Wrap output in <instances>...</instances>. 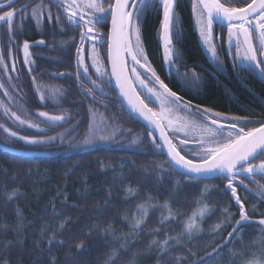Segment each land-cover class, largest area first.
Here are the masks:
<instances>
[{
	"label": "snow or ice",
	"instance_id": "1",
	"mask_svg": "<svg viewBox=\"0 0 264 264\" xmlns=\"http://www.w3.org/2000/svg\"><path fill=\"white\" fill-rule=\"evenodd\" d=\"M239 2L242 6H231V0L227 3L222 0H191L200 39L211 53L212 59L217 60L218 45L213 34L215 25L219 24L222 29L227 30V50L233 57L234 66L240 67L241 70L254 69L264 76V0ZM15 3L16 0H6V3L0 4V26H7L10 45L7 55L9 58L12 57V44L22 51V63L41 105L47 106L49 101L58 104V97L64 93L62 88H51L33 75L38 69L36 60L33 59L36 54L31 49L47 45L43 38L34 41L23 39L22 43L18 41L17 38L25 34L23 24L26 19H31L38 30L47 23L61 35H67L65 24L76 29L69 39L60 42L62 48H74V53L69 52L74 70L58 72L55 74L56 77L74 78L81 95L93 99L94 102L97 90L102 95H107L97 81L109 86L114 81L120 95L129 105L130 114H135V117L142 120L146 130L134 132L132 129H123L115 120L110 122L104 114L97 113L89 106L93 118L89 120L87 134L82 140L74 142L68 136L70 130L47 135L46 133L61 126L70 117L66 112L58 115L47 111L30 113L25 107L28 99L23 91V85L17 83L20 80L17 61L13 59L9 66L4 55L0 54V72L8 82L6 85L0 79V91L3 97L7 98V102L0 99V109L3 110L4 116L17 126L13 128L6 123H0L4 142L7 144L22 141L28 146H51L59 142L69 148H82L97 142H109L117 134L124 132L131 135L126 145L128 148L146 144L153 156L164 157L163 160L150 161V165L145 166V175L153 176L157 184L163 182L166 177L172 182V191L163 203H154L155 198L148 195L144 202L135 205V213L131 219L128 216L124 217L131 229L129 233L117 236L111 222L106 223L104 227L96 224L89 226L86 235L96 231L102 240H107L111 236V239L118 241L116 247L105 248V258L102 261L98 260L97 264H116L121 254L128 255L129 250L136 246L137 237L145 229L150 213L156 209L161 211L158 219L160 226L147 230L153 239L148 242L145 250L149 252L156 250L157 264H185L187 256L174 253L179 247H183L188 255L195 256L187 245L192 243L193 239H199L201 235L213 237L208 244L211 251L192 260L191 264H217V258L227 260L228 264H264V212L257 214V204H253L251 208L246 207L248 195L264 203V183L256 180L257 176L264 179V120H253L247 116H229L211 107L196 104L192 99H185L161 78L143 43L144 19L149 11L155 9L161 14L159 40L162 42L163 64L169 80L175 75L181 86L180 91H199L182 78L190 75L198 84L199 75L195 71L180 73L177 65V61L181 64L184 62L174 43L179 41L183 31L182 21L176 12L178 0H49L47 4L44 0L39 2L30 0L19 8L13 7ZM53 7L58 11L54 13ZM104 28L107 31H103ZM97 45L107 46L105 59H101ZM222 68L223 64L218 62L217 70ZM90 69L94 72H90ZM10 73H16L17 82H14ZM93 75L96 79L92 78ZM81 77H84L91 87L85 88ZM151 104H158L159 110L150 107ZM177 111L189 113L198 119L185 120L179 116L173 119V114ZM33 115L37 117L35 121L32 119ZM97 115L99 119L95 118ZM250 124L258 127H248ZM76 126L78 127V123ZM25 127L36 129L42 134L24 135L21 130ZM107 166L111 167L110 164ZM173 173H179V177L173 178ZM117 179L123 180L124 177L121 175ZM215 179H220L224 185L223 189H220L219 185L207 183L200 185L201 181ZM188 184L199 187L198 193L192 197L196 207L180 222L181 232L169 235L163 225L175 223L185 215L179 208H175V203L179 199L177 194L184 191L182 185ZM253 184L255 187H250ZM240 189L248 195L242 196ZM213 191L220 192L226 198L222 208L218 209L216 204L208 202ZM138 192V188L124 189L125 198L135 196ZM18 195L25 193L19 188L13 189L8 195V200H13ZM111 195L109 191V200ZM66 201L67 194L64 197V202ZM110 207L112 205L107 202L100 205L96 215L104 214ZM232 207H235L237 212H232ZM218 210L221 212V219L209 229L203 228L204 220ZM15 211L17 224L13 231L19 236L27 225L24 223L22 209L17 206ZM51 212L54 218L60 215L54 204ZM257 215L258 218L253 219ZM70 222L71 217H65L50 233L49 224L41 226L39 235L45 238L44 242L48 246L47 249H41L42 252L52 253L54 247H63L66 244L61 237ZM250 224L257 225L255 229L257 235L246 243L245 229ZM226 228H230L231 231L224 236L222 234ZM160 236L164 238L159 239ZM217 237L219 239H216ZM121 240L123 242L119 243ZM18 242L23 244V240ZM40 243L41 241H36L35 246L39 248ZM0 244L7 248L13 241H3ZM73 245L77 252L91 251L83 239L73 241L69 247ZM142 254L133 252L127 264H137ZM66 255L68 259L78 264V258L71 252ZM57 260L58 257L52 254L49 256L48 264H57ZM0 264H10V261L6 258L0 259Z\"/></svg>",
	"mask_w": 264,
	"mask_h": 264
},
{
	"label": "trees",
	"instance_id": "2",
	"mask_svg": "<svg viewBox=\"0 0 264 264\" xmlns=\"http://www.w3.org/2000/svg\"><path fill=\"white\" fill-rule=\"evenodd\" d=\"M222 2L227 3L228 0H222ZM231 6H242V3L239 0H231ZM176 12L182 21L183 31L179 41H174V43L176 51L184 61L183 64L177 61V65L181 73L195 71L200 80L197 84L190 75L186 78L182 77L188 85L198 88L199 91H180L181 86L176 78L171 84L173 90L180 92L187 99H192L194 103L211 107L218 112L247 116L253 120H264V80L260 74L254 69L241 70L240 67L234 66L233 57L225 51L220 55L221 59H217L214 64L208 62L210 58L204 48L199 45L197 34L194 31L191 0H178ZM160 19L161 14L153 9L149 11L143 22V43L153 56L157 54V50H160ZM66 30L67 35H62V39L58 41L69 39L71 31L67 28ZM6 34V31H0V54L4 55L5 62L9 66L13 59L17 61L20 80L15 81L16 73H10V75L13 76L14 82L23 85V91L28 99L25 107L33 114L36 111H47L57 115L66 112L70 117L67 122L46 133L47 135L60 133L68 128L67 126L75 127L78 123V127L74 130L81 131L85 136L89 120L93 118L89 112V106L98 113L104 114L110 122L115 120L118 125L123 123L125 125L123 129H132L134 132L146 130L145 126L127 110L121 115L118 111L107 109L96 99L94 102L93 99L82 96L74 78L56 77L55 74L58 72L74 70L73 63L69 59V52L74 53L75 50L74 48H62L60 42L38 49L44 51L34 58L38 71L33 75L51 88H62L64 93L63 96L58 97V104L49 101L47 106L41 105L33 92L30 77L24 70L17 46H11L12 57L9 58L7 55L9 45H6L7 42L1 43L2 39L7 38ZM100 52L101 59H105V45L101 46ZM218 62L223 64L220 70H217ZM50 73L52 75H49ZM0 79L7 85V78L2 72H0ZM97 83L102 86L101 81L98 80ZM102 88L105 89L106 84ZM104 91L114 92L111 86ZM96 92L99 93L98 90ZM0 99L7 102L2 91H0ZM75 108L83 115L80 120L73 116V111L77 112ZM14 110H16L15 106ZM95 118L99 119V116ZM32 119L35 121L37 117L33 115ZM0 123H6L13 128L17 127L8 117L4 116L2 109H0ZM21 131L24 135L42 134L36 129L27 127ZM3 136L4 133L0 130V242L13 241V244L7 248L0 244V259L6 258L10 264H48L49 256L52 254L58 257L57 264H77L76 261L67 258L66 254L69 252L78 258V264H97L98 260L102 261L105 258V248L116 247L118 241L111 239V236L107 240H102L96 231L86 235L90 225L96 224L104 227L106 223L111 222L117 236L127 234L131 229L127 226L124 217L128 216L131 219L132 214L135 213L136 204L144 202L148 195L155 198L154 203H163L172 191V182L169 178L166 177L163 182L157 184L153 176L145 175V166L150 165V161L163 160L164 157L153 156L146 144L128 148L126 145L131 135L124 132L117 134L109 142H97L82 148H69L59 142L51 146H28L22 141L6 144ZM109 164L111 167L107 166ZM148 170L150 171V168ZM121 175L124 179H117ZM178 177L179 173H173V178ZM262 180L261 178L260 181ZM204 183L219 185L220 189L224 187L220 179L201 181L200 185ZM128 187L138 188L139 192L135 196L125 198L124 189ZM16 188L21 189L25 195H18L13 200H8L9 193ZM182 188L184 191L177 194L179 199L175 203V208H179L185 215L175 223L163 225L169 235H174L180 228V222L196 207L192 202V197L198 193L199 187L195 184H188L182 185ZM109 191L112 194L110 200L108 199ZM65 194H67L66 202H64ZM241 195L248 194L241 193ZM225 200L226 198L218 191H213L208 198V202L216 204L218 209L225 205ZM106 202L112 207L108 208L104 214L97 216L98 207ZM52 204L60 213L56 218L52 216ZM253 204H257L259 210H264L263 205L248 195L246 207L250 208ZM17 206L22 209L24 223L27 225L19 236L13 231L17 224L15 211ZM231 211L235 213L237 209L232 207ZM160 215L159 209L150 213L145 229L136 239V246L129 250L128 255L121 254L116 264H127L133 252H142L139 258L149 254L155 255V249L151 252L145 250L148 242L153 239L147 230L160 226L158 224ZM65 217H71V222L67 224L61 237L66 244L63 247H54L52 253L42 252L41 249H47L48 246L44 242L45 238L39 235L41 226L45 223L49 224L50 233ZM220 219L221 212L218 210L210 218L204 220L203 228L209 229ZM255 225L246 226L244 236L246 243L256 237L257 225ZM4 229L7 231L5 232ZM228 231L231 229L226 228L222 235L226 236ZM158 238L163 239L164 237ZM80 239L88 243L91 251L81 253L76 251L74 245L69 247L70 243ZM212 239L210 235H201L199 239H193L187 248H190L195 256L188 255L183 247H179L174 254L187 256L185 264H191L192 260L203 257L206 252L211 251L208 244ZM19 240H23L22 245L18 242ZM36 241H41L39 248L35 246ZM122 242V240L119 241V243ZM239 247L237 242V248ZM157 259L156 256L155 260L148 263L143 261L142 264H157ZM226 262L228 261H219L217 258V264H226Z\"/></svg>",
	"mask_w": 264,
	"mask_h": 264
},
{
	"label": "flooded vegetation",
	"instance_id": "3",
	"mask_svg": "<svg viewBox=\"0 0 264 264\" xmlns=\"http://www.w3.org/2000/svg\"><path fill=\"white\" fill-rule=\"evenodd\" d=\"M29 2H30V0H16V3L13 5V7L19 8V7H21V5H23L25 3H29ZM37 2H39V0H37ZM4 3H6V0H0V4H4ZM44 3H46V4L49 3V0H44ZM56 11H58V10L55 7H53V12L55 13ZM192 15H193L194 25H195V17H194L193 11H192ZM61 19L62 20L64 19L63 16L61 17ZM17 23H19V18H17ZM64 26L67 29H70V31H71V34L70 35H72L73 32L77 31L76 29L69 28L66 24ZM109 26H110V24H109ZM6 28H7L6 25L0 26V31H6ZM105 29L106 28H104L102 30L104 31ZM23 31H24L25 34L24 35H21V36H19L17 38L20 43H22L23 39H30V40H33L34 41V40H38V39L43 38L46 41V45H55V44H57V42H61V41H58V40H61L62 39V35L59 33V31L57 29H55L53 27H50V26L47 25V23H45L38 30L35 27V25H34V23H33V21L31 19H26L25 20V22L23 24ZM105 31H107V30H105ZM194 31L197 34V38H198L199 45H201V39H200V36H199V32H198V30L196 28V25L194 27ZM213 35L215 37V42L218 45V49H217V51H218V57H217V59H221L220 58V55H222L223 51L228 52L227 45H226L227 44L226 43L227 30L226 29H222L221 26L219 24H217L214 27V34ZM6 42H7L6 45H9L8 35H7V38L6 39H2L1 40V43L2 44L6 43ZM11 46L12 47H15L16 45L15 44H12ZM44 47H46V46H36V47H33L31 49V51L33 53H35L36 55H38L39 53H42L44 51V50H38V49H43ZM97 47L100 50L101 45H97ZM105 47L107 48L106 45H105ZM201 47H202V45H201ZM145 48H146V51L148 53L149 59L153 62V66L157 69L158 74H160L161 75V78L162 79H165V82L166 83H169L170 84V87H172L171 86L172 81H174L176 79V76L173 75L170 78V80H169V77H168L167 72H166L165 65L163 64V48H162L161 42H160V50H157V54L155 56H153L152 53L150 54V52L148 51V49H147L146 46H145ZM17 52H18V54L20 56V59H21V62H22V57H23L22 51H20L18 49ZM71 53H73V52H71ZM36 55L33 56V59L35 58ZM207 61L208 62L210 61V63L214 64V62L217 61V60H213L212 58H210ZM23 67H24V65H23ZM24 70H25V67H24ZM90 72H94V70L93 69H90ZM179 72L181 73V70L180 69H179ZM183 73H185V72H183ZM92 78H95V75H93ZM261 78L264 80V76H261ZM81 79L83 81V85H84L85 88L91 87V85L86 80H84L83 77H81ZM103 85H104V83H102V86L101 87H103ZM111 87H112V89L114 91L113 93L112 92H108L107 95H102L100 92L99 93L98 92H95V99L98 100L100 104H103L107 109L109 108L112 111H118L119 114L123 115V114H125V112H126L125 110L126 109H125V107H123L120 104V100L117 97V94L115 92V89L113 87V84L111 85ZM108 88H109V85L106 84V88L104 90H108ZM173 91H175V90H173ZM185 99H187V98H185ZM203 106L204 107H208V106H205V105H203ZM150 107H153V108H157L158 107V109H159V105L158 104H151ZM127 112L130 113L129 111H127ZM228 115L229 116H233V114H228ZM173 116H174V118H176L177 116H179V117H181V118H183L185 120L198 119V117H193L189 113L179 112V111H177L176 113H174ZM234 116H238V115H234ZM248 127H251V126H248ZM256 180L260 181L261 180V177L257 176L256 177ZM260 182L261 183H264V179L262 181H260ZM250 187H255V185L254 184L253 185H250ZM240 190H239L240 193L246 194L243 189H240ZM249 196H251V198H254L255 200H257L261 205L264 206V203H261L257 198H255L252 195H249ZM250 208H251V206H250ZM259 212H264V210L257 209V214ZM257 218H258V215L256 216L255 219H257Z\"/></svg>",
	"mask_w": 264,
	"mask_h": 264
},
{
	"label": "rangeland",
	"instance_id": "4",
	"mask_svg": "<svg viewBox=\"0 0 264 264\" xmlns=\"http://www.w3.org/2000/svg\"><path fill=\"white\" fill-rule=\"evenodd\" d=\"M196 25V24H195ZM197 28V27H196ZM198 30V29H197ZM199 32V31H198ZM201 45H202V47L204 48V50H205V52H206V54H207V56L208 57H210V58H212V56H211V53L207 50V48H206V46L202 43V41H201ZM227 45V44H226ZM76 110H77V112H74L73 111V116L75 117V118H77V119H81L82 117H83V115L82 114H80V112L78 111V109L77 108H75ZM154 109H156V110H159L158 109V107L157 108H154ZM97 112V111H96ZM98 113V112H97ZM173 119H175L174 118V116L172 117ZM119 126L120 127H123L124 128V124L123 123H119ZM68 128H66V129H63L62 130V132H64L65 130H70L69 132H68V136L69 137H71L72 139H73V141L75 142L76 140H79V138L81 137V139L84 137V134L81 132V131H78V130H74V128H77V126H75V127H73V126H71V125H69V126H67ZM74 130V131H73ZM83 134V135H82ZM80 139V140H81ZM203 226V225H202ZM181 232V227L174 233V235H177V234H179ZM155 257H156V255H154V254H149V255H147V256H145V257H142V258H139L138 260H137V264H142L143 263V261H146L147 263L149 262V261H151V260H155ZM250 258V257H249ZM220 261V260H219ZM226 264H228V262H226Z\"/></svg>",
	"mask_w": 264,
	"mask_h": 264
},
{
	"label": "water",
	"instance_id": "5",
	"mask_svg": "<svg viewBox=\"0 0 264 264\" xmlns=\"http://www.w3.org/2000/svg\"><path fill=\"white\" fill-rule=\"evenodd\" d=\"M161 45H162V42H161ZM112 84H113V87H114L115 92H116V94H117V97H118L119 100H120V104H121L123 107H125V109H126L127 111L130 112L129 105L127 104V101L123 98V96L120 95L119 90H118V88L116 87L114 81H113ZM131 115H132L136 120H138L141 124L144 125V122H143L142 120H140L138 117H135V114H131ZM257 127H258V126H257Z\"/></svg>",
	"mask_w": 264,
	"mask_h": 264
},
{
	"label": "bare ground",
	"instance_id": "6",
	"mask_svg": "<svg viewBox=\"0 0 264 264\" xmlns=\"http://www.w3.org/2000/svg\"><path fill=\"white\" fill-rule=\"evenodd\" d=\"M256 226V225H255Z\"/></svg>",
	"mask_w": 264,
	"mask_h": 264
}]
</instances>
